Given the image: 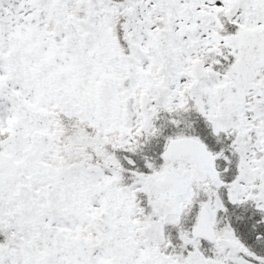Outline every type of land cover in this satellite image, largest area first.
Listing matches in <instances>:
<instances>
[{"label":"snow or ice","instance_id":"6c2138e0","mask_svg":"<svg viewBox=\"0 0 264 264\" xmlns=\"http://www.w3.org/2000/svg\"><path fill=\"white\" fill-rule=\"evenodd\" d=\"M0 264H264V0H0Z\"/></svg>","mask_w":264,"mask_h":264}]
</instances>
